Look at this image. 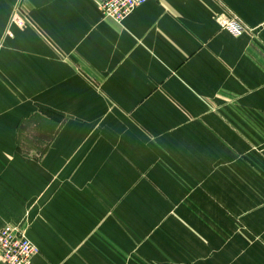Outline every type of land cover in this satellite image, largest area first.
I'll return each instance as SVG.
<instances>
[{
  "label": "crops",
  "instance_id": "0c3cea01",
  "mask_svg": "<svg viewBox=\"0 0 264 264\" xmlns=\"http://www.w3.org/2000/svg\"><path fill=\"white\" fill-rule=\"evenodd\" d=\"M101 1L0 0V228L26 232L32 264L257 263L228 247L205 258L201 241L172 233L93 228L97 215L77 209L91 200L75 190H123L141 142L149 156L178 158L181 143L220 140L179 105L194 115L240 94L264 102V0H149L122 23ZM233 16L257 32L222 28ZM44 109L64 122L41 159L21 149L19 127Z\"/></svg>",
  "mask_w": 264,
  "mask_h": 264
},
{
  "label": "rangeland",
  "instance_id": "374dc122",
  "mask_svg": "<svg viewBox=\"0 0 264 264\" xmlns=\"http://www.w3.org/2000/svg\"><path fill=\"white\" fill-rule=\"evenodd\" d=\"M21 21L18 12L13 14L12 22ZM253 31L246 33L257 32ZM246 96L237 95V105H199L196 116L190 107L179 105L185 120L203 122L205 131L218 129L220 140L181 143V150L175 151L178 158L149 156L141 142L138 160L143 164L136 174H123L125 188H76L77 200L86 198L92 204L77 209L97 215L93 228L132 230L141 233V239L153 232L172 233L182 240L201 241L205 258L218 247H228L235 251L236 262L264 264V102L253 99L256 105H244ZM43 111L19 127L21 149L41 159L47 156L55 127L64 122L50 109ZM190 145L197 148H182ZM99 203L107 204L105 210Z\"/></svg>",
  "mask_w": 264,
  "mask_h": 264
},
{
  "label": "built area",
  "instance_id": "2783aa9c",
  "mask_svg": "<svg viewBox=\"0 0 264 264\" xmlns=\"http://www.w3.org/2000/svg\"><path fill=\"white\" fill-rule=\"evenodd\" d=\"M149 0H103L100 7L103 14L118 23L139 5ZM221 27L234 35H242L250 30L238 17L220 19ZM258 27L264 29V21ZM38 247L28 238L24 230L6 224L0 228V258L5 264H32Z\"/></svg>",
  "mask_w": 264,
  "mask_h": 264
}]
</instances>
